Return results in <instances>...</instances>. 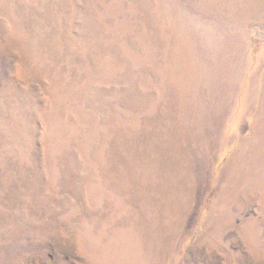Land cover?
Wrapping results in <instances>:
<instances>
[{
    "label": "rangeland",
    "instance_id": "obj_1",
    "mask_svg": "<svg viewBox=\"0 0 264 264\" xmlns=\"http://www.w3.org/2000/svg\"><path fill=\"white\" fill-rule=\"evenodd\" d=\"M0 264H264V0H0Z\"/></svg>",
    "mask_w": 264,
    "mask_h": 264
}]
</instances>
